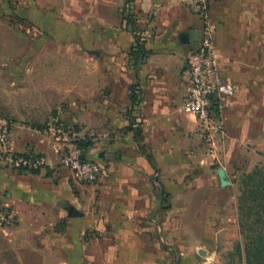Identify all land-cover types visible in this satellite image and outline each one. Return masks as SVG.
Listing matches in <instances>:
<instances>
[{"label":"crops","instance_id":"1","mask_svg":"<svg viewBox=\"0 0 264 264\" xmlns=\"http://www.w3.org/2000/svg\"><path fill=\"white\" fill-rule=\"evenodd\" d=\"M190 1L0 0V43L12 37L20 46L27 36L19 27H30L42 36L33 43L43 45L26 53L0 51V119L15 116L11 137L15 149L34 152L46 162L36 171L0 165V194L19 216L14 234L19 236L20 264H56L40 262L45 252L53 258L62 252L64 259L58 264H83L84 233L110 226L127 236L121 249L127 256L113 259V264H169L154 254L165 250L160 238L164 240L167 226L184 256L179 264H225L219 253H230L241 240L237 186L241 171L235 161L250 171L262 160L256 150L264 145L248 150L250 119L247 104L244 109L242 103L247 85L226 76L220 60L223 77L240 84L237 97L223 105L227 144L221 166L214 167L205 154L194 116L181 110L185 93L181 72L199 45L191 32L200 33L202 28ZM238 2L217 0L212 6L220 55L221 28L233 17ZM126 7L137 31L148 32L149 53L138 63L132 57L136 35L124 17ZM14 59L29 60L28 66L21 62L19 68L7 67ZM18 107V115L6 110ZM41 122L63 124L68 135L79 139L89 137L92 144L85 149L86 157L104 165L97 182L83 184L61 164L60 142L33 131L43 128L35 125ZM136 122L142 125L143 141L137 140ZM166 203L171 207L165 213L153 211ZM71 208L81 215H71ZM185 217L191 223L184 226ZM152 219L162 224L154 225ZM61 229L64 233L59 234ZM47 234L62 235L63 243L42 248L38 237ZM152 236L159 243L153 245Z\"/></svg>","mask_w":264,"mask_h":264},{"label":"rangeland","instance_id":"2","mask_svg":"<svg viewBox=\"0 0 264 264\" xmlns=\"http://www.w3.org/2000/svg\"><path fill=\"white\" fill-rule=\"evenodd\" d=\"M239 2L234 7L236 8L233 17H229L227 21L223 23L222 31L220 34L219 46L223 51V54H218L216 44H215V35L218 31L215 21L213 20L214 25V48L216 54L219 57L220 65L223 73L226 76H229L233 79L241 81L243 84L247 85L246 100H242L244 105L247 104V113L250 119V124L247 125L249 128V134L251 136L250 142H247L248 150L255 149L259 144L264 145V0H248L247 3L245 0H238ZM75 8H73L74 10ZM19 27V31L26 34L27 38L23 43L16 44L12 37L6 39L5 42L0 43V51L7 54H14L19 52H33L34 50H41L42 46L38 41L34 42V39H39L41 35L37 37V34L33 33V30ZM38 33L37 31H35ZM147 29H139L137 35L141 39L146 40ZM42 37V36H41ZM44 37V36H43ZM43 39V38H41ZM23 62L24 67L28 66L29 60H12L11 63L7 64V67L11 65L13 67L19 68V63ZM237 97L234 96L233 98ZM242 105V106H243ZM11 115L19 114V107L7 108L6 109ZM5 112V111H4ZM4 116V118L14 121L15 116ZM37 126L46 127L49 124L41 122L40 124H35ZM140 122H136L134 128L138 129L140 133L142 132ZM226 127V124H225ZM227 138V127L226 133L223 139L219 141L218 150L216 153H212L208 150V146L204 138L202 137V144L205 148V154L211 156L213 160L214 167L221 166V157L225 153V143ZM86 142L91 143L89 137L83 138ZM142 139V136H141ZM143 141V139H142ZM227 144V143H226ZM227 146V145H226ZM261 150H256V153L262 155V160L257 161L255 166L250 170L252 171L257 165L264 164V146H259ZM153 165V157L149 158ZM236 166L241 172L237 176V186H239V179L243 173H248L250 171L242 170L238 160L235 161ZM4 167V166H3ZM73 173V172H72ZM186 174V173H185ZM201 174V173H196ZM74 175V174H73ZM188 176H191L188 174ZM75 177V176H74ZM76 178V177H75ZM197 178V177H196ZM79 181V180H78ZM81 182V181H79ZM196 182V180H195ZM85 184L84 182H81ZM92 184V183H86ZM240 192V191H239ZM164 196V195H163ZM196 196L197 195L196 193ZM0 200L2 205L5 207H11L15 211L16 209L8 204H5L3 195L0 194ZM171 207V204H165L164 206L159 205L154 208L157 211L166 212ZM17 213V211H16ZM168 216V214L166 213ZM163 217V216H162ZM19 216L17 213V220L13 224L1 225L0 224V264H20L19 262V236L14 234V230L18 225ZM169 221V219H168ZM170 222V221H169ZM184 226L190 224L191 221L187 220L186 217L182 221ZM157 223L162 224L160 219H152V224L156 225ZM163 226V225H162ZM187 231V228H185ZM166 233L163 235L164 240L160 238V244L162 248L165 249L161 252H154L157 255L158 259L167 260L169 264H179L183 260V255L177 248L178 244L175 242V238H172L171 227L167 226L165 229ZM185 231V232H186ZM59 234L64 233L63 229L57 231ZM114 232V233H113ZM117 231L111 230V226L107 229L100 230H88L83 235V240L87 245V252L82 254L83 264H113V259H122L127 256V251L121 250L125 245L123 243L127 242V236L118 235ZM163 234V232H162ZM157 237L152 236L153 245L159 243L156 239ZM188 236H183V240H187ZM64 237L62 235H53L47 234L46 236H39L37 243L44 248L46 245H51L52 247H59L63 243ZM174 239V240H173ZM192 240H196L195 237H190ZM189 239V240H190ZM74 242V238L72 239ZM121 246L120 249H116V252L113 251V247ZM126 249V248H124ZM124 251V252H122ZM50 252L41 253L40 262L42 261H52L55 260L56 264L59 261L64 259V254L62 252L55 253V259L53 258ZM52 258V259H51ZM78 258V257H77ZM79 259V258H78ZM219 259L225 264H232L229 256V252L219 253Z\"/></svg>","mask_w":264,"mask_h":264},{"label":"built area","instance_id":"3","mask_svg":"<svg viewBox=\"0 0 264 264\" xmlns=\"http://www.w3.org/2000/svg\"><path fill=\"white\" fill-rule=\"evenodd\" d=\"M217 0H191V9L202 21L199 45L191 50L181 72L185 89L181 110L193 115L208 150L216 153L219 141L226 133L223 116L224 102L240 90V84L225 79L214 48V25L212 6ZM12 121L0 119V165L16 170L36 171L45 167V159L34 152L20 153L12 142ZM33 131L49 135L60 142V162L69 168L77 180L84 183L97 182L104 165L98 159L88 158L76 136H70L60 123ZM17 220V213L5 207L0 200V224L9 225Z\"/></svg>","mask_w":264,"mask_h":264},{"label":"trees","instance_id":"4","mask_svg":"<svg viewBox=\"0 0 264 264\" xmlns=\"http://www.w3.org/2000/svg\"><path fill=\"white\" fill-rule=\"evenodd\" d=\"M124 17L135 32L136 46L132 57L138 63L149 51L145 40L137 35V22L129 9H124ZM140 141V131L136 132ZM78 143L87 149L91 143L78 139ZM238 216L241 240L235 243L229 253L232 264H264V164L257 165L252 171L243 173L239 179Z\"/></svg>","mask_w":264,"mask_h":264},{"label":"water","instance_id":"5","mask_svg":"<svg viewBox=\"0 0 264 264\" xmlns=\"http://www.w3.org/2000/svg\"><path fill=\"white\" fill-rule=\"evenodd\" d=\"M199 34H200L199 31L193 30L191 32L192 39L195 40V41H198L199 40ZM182 38L184 39L185 36H182ZM219 174H220L222 180L225 181V171H224L223 168H221L219 170ZM223 184H225V183L223 182ZM70 214L73 215V216L81 215V213L78 210H76L75 208H71L70 209Z\"/></svg>","mask_w":264,"mask_h":264}]
</instances>
